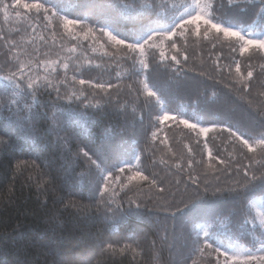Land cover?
Wrapping results in <instances>:
<instances>
[{
    "label": "trees",
    "instance_id": "1",
    "mask_svg": "<svg viewBox=\"0 0 264 264\" xmlns=\"http://www.w3.org/2000/svg\"><path fill=\"white\" fill-rule=\"evenodd\" d=\"M4 2L11 4L13 0ZM24 2L44 3L50 11L47 20L43 12L39 19L35 13L30 19H22L9 9L6 20L0 10V32L16 43V56L27 62L26 53L39 47L41 53H52L42 55V60L55 61L58 54L68 60L69 80L79 68L78 79L94 82L111 79L112 83H119L120 88L112 92L111 100L107 97L101 100L103 93L96 95L92 102L96 104L99 100V105L88 109L83 117L70 114V110H79L78 103L57 102L56 118L60 122L68 121L69 127L54 131L49 130L53 125L54 91L49 97L48 91L41 89L39 99L47 106L36 108L42 115L31 122L25 121L21 127L18 118L28 115L24 105L31 103L32 97L21 98L24 111L10 112L7 104L12 98L11 89L6 94L3 91L9 87V82L0 79V105H3L0 124H6L11 130L10 136L0 131L4 142L11 139L7 147L0 144V264H214V253L194 250L193 241L203 239L199 230L202 223L211 225L210 230L226 245L233 246V242H237L246 248L258 247L264 240L260 230L242 237L237 225L245 207L255 216L253 204L260 199L264 202V193L244 197L239 190L231 189L236 188V181L243 183V166L250 163L249 157L256 161L252 167L257 175L264 172V150L257 148L255 155L247 153L238 139L213 125H227L252 142L264 137V97L259 95L264 92V69L261 68L264 53L252 47L242 57L236 37H225L213 30L207 39L203 35L199 39L189 36L186 42L177 38L178 46L184 47L186 43L189 56L187 64L179 66V71L167 61L161 63L157 52L155 59L150 58V68L145 73L138 63L133 68L131 61L122 59L123 53L110 45L108 37L98 29L108 26L105 21L113 20L118 31L134 36L142 26L161 27L170 23L189 2L22 0ZM201 3L209 6L205 8L215 22L242 29H264V19L256 15L259 0H255V7L248 0H201ZM52 12L58 15L53 16ZM64 15L85 23L66 34L59 19ZM49 21L56 25L55 33L45 28ZM18 27L21 28L19 33L16 32ZM90 27H94V31H88ZM70 48L76 51L69 52ZM7 51L4 41L0 40V67H4L5 72ZM105 52L115 53V56L109 58ZM218 55L221 67H231V73L216 72L214 62ZM87 59L94 63L89 65ZM234 59L240 60L244 75L249 65L254 69L252 89L247 96L238 87ZM134 72L140 75H133ZM145 76L157 91V97L139 94L143 92ZM63 78L61 69L54 80ZM129 83L133 84L132 90L127 87ZM84 87L92 98L94 90ZM68 90H72L71 86ZM165 108L208 125L209 131L193 132L180 123V119L161 124L158 117ZM43 113H47V117ZM29 137H34L35 143ZM64 137L71 139L66 141ZM85 144L99 150L104 170L113 173L112 180L119 193L117 203H122L123 214L116 212L106 216L102 205L93 206L96 201L89 198L93 177L82 176L87 172V163L83 158L73 161V154ZM133 160L137 162L135 171L147 176V182L139 178L127 182L130 173L118 171L123 162ZM221 160L228 167L222 165ZM190 174L199 177V196L192 195L191 187L185 193ZM116 176L121 178L119 182ZM153 179L158 186L150 192ZM205 181L209 185L206 194L203 192ZM122 183H128V187L122 189ZM216 187L222 191L214 194L212 189ZM159 188L168 191L154 194ZM129 197L137 198L140 204L138 209L132 205L131 213L127 211ZM181 200L184 202L180 203ZM175 210L179 211L174 216ZM109 232L111 237L107 242L113 243L114 248H106L101 253L103 245L98 242L107 238ZM228 232L233 233L231 240L224 235Z\"/></svg>",
    "mask_w": 264,
    "mask_h": 264
},
{
    "label": "snow or ice",
    "instance_id": "2",
    "mask_svg": "<svg viewBox=\"0 0 264 264\" xmlns=\"http://www.w3.org/2000/svg\"><path fill=\"white\" fill-rule=\"evenodd\" d=\"M249 4H252L255 7V0H248ZM259 9L256 11V15L261 16L264 19V0H259ZM124 7H128L124 5ZM209 7L208 5H202L201 0H191L189 8L185 11L184 14L174 17L171 23L166 28L154 27L151 24L142 26L134 36H128L122 34L118 31L113 25L115 21L107 20L105 24L108 26H102L98 29L99 32L108 37V42L110 45L114 46L118 52L123 53L122 59L126 61H131L132 67L135 68L137 63L140 68L146 73L150 68V58L155 59L156 53L159 52V59L161 63L165 61L171 63L173 67L177 68L179 71V66L182 64L186 65L189 56L186 54V43L184 47L178 46L177 38H183L186 42L189 36L199 39L201 35L207 39L210 33L215 30L217 33H223L225 37L231 36L236 37L240 42L239 53L243 57L245 53L249 51L250 48L255 47L259 52L264 53V31L260 32L259 35L253 39L251 34L247 37L242 30H237L234 26H222L221 23L214 22V17L209 13L204 12V8ZM9 9H11L17 18L30 19L35 13L36 18L39 19V14L44 13V19H48L49 9L45 6L44 3H22V0H13L11 4L0 0V10L4 13V18L7 20L9 17ZM23 9L24 11H20ZM51 15L57 16L58 13L52 12ZM60 21H62V26L66 30V34L71 33L73 29L79 26H83L85 21L75 18L70 19L67 15L59 16ZM111 27V30H110ZM46 29H50L53 33L56 31V25H53L51 21L45 25ZM27 30L26 28L24 29ZM21 28H17L16 32L19 33ZM88 31H94V27H90ZM43 40L44 38L41 37ZM0 40L4 41V46L8 49L5 53L4 64L7 71L5 72L4 67H0V79L9 82V87H6L3 91L8 93L9 88L11 89L12 98L7 104L8 110L11 112L15 110L16 113L24 111V108L28 109V115L18 118V123L23 127L25 121L31 122L39 118L42 113L36 111V108L46 107V102H43L39 99L41 94V89L48 91L49 97H51L52 91L56 94V101L53 102V111L51 119L53 121L52 128L49 130L62 131L69 127L68 121L60 122L57 120V112L59 109L55 107V104L61 100L69 101L70 103H78L80 105L79 110H70V114L83 117L87 113L88 109L95 108L99 105L100 101L98 100L96 104H93L92 100L95 99V96L103 93L104 96L101 97L103 100L107 97L108 100L113 99L112 92L120 88L119 83H112L111 79L102 82H94L92 80L78 79L80 75L79 68L76 69L75 73L71 76V79L68 78L69 63L66 58L61 55H57L55 61L52 60H42L40 57L51 55V51L41 53L40 48L36 47L31 51L26 53L28 57L27 62L20 59L15 55L16 53V43L7 38V36L0 32ZM45 46L47 42L45 41ZM69 52H75V48L68 49ZM95 51V49H93ZM233 52L236 51L235 48L232 49ZM105 55L109 58L115 56V53L105 52ZM221 57L218 55L217 60L214 62L215 70L217 73L221 71H227L231 73V67L223 69L219 63ZM89 65L93 64L92 59H87L86 61ZM235 71L238 80V87L243 93L247 96L252 89V81L254 78V69L251 65L248 66L247 74L244 75L241 71V62L238 59H234ZM97 67L100 65L97 64ZM261 68L264 69V65H261ZM64 71V78L60 80H54L56 76L59 75L60 70ZM41 70L43 74H41ZM133 75L139 76L140 73L134 72ZM119 76V73H117ZM211 79V77H209ZM77 84L80 86L77 88ZM143 92L139 93L140 95H145L147 98L157 97V91L149 85V82L145 76L142 81ZM69 86H71V91H69ZM94 90V95L90 98L85 91V87ZM127 87L132 90L133 84L129 83ZM62 88L64 91H62ZM261 97H264V92L259 94ZM28 96L32 97L31 103H26L24 108L21 107V98H27ZM19 97V98H18ZM3 105H0L2 108ZM47 117V113H43ZM159 122L163 124L165 121L176 119V117L170 116L167 112H164L163 115L158 117ZM180 123L186 125L193 131L199 127V133L205 134L209 131L206 127H201L197 124H189L188 120L180 119ZM220 127L221 130L227 131L230 134V137H235L238 139L244 148L247 149V153L255 155L257 148L264 150V137L259 138L252 142L250 139H247L242 134H238L231 127L227 125H213V128ZM0 131L4 135L10 136V129L6 124H0ZM25 131H28L27 129ZM75 131V130H73ZM80 135L79 132L75 133ZM33 139L34 137H29ZM83 139V137H81ZM153 140L156 139V133H152ZM66 141L70 140L71 137H64ZM0 144H5V147L11 144V139L7 142H4L3 136H0ZM71 151V149H69ZM81 158L87 163V172L82 173V176L87 174L92 176L91 181L92 195L90 199L96 201L93 205L95 207H100L101 205L106 210L105 215L108 214L115 215L116 212L122 211V203H117V197L119 193L116 191V183L113 182L112 172H107L104 174V161L100 156L99 150H93L87 144L83 147H78L77 151L73 154V161H78ZM250 163L246 166H243V183L236 181V188L231 189L232 191L239 190L243 193L244 197L253 195L254 193L260 192L264 193V172L257 175L256 171L253 169L252 165L256 162L254 159L249 157ZM220 163L228 167L225 161L221 160ZM211 167V165H209ZM238 165V171H239ZM127 165L121 167L118 171L123 173ZM46 175V174H45ZM139 178L142 181L147 182L149 178L143 175L142 172L136 171L132 175L127 177V182H132ZM54 179V178H53ZM120 177L116 176V182L120 181ZM190 184H186L185 193L188 192V188L193 189L192 195L199 196L200 192V181L198 176H192L191 174L188 177ZM217 181H219V176H217ZM180 181L177 180L176 184L179 185ZM121 188L128 187V183H122ZM158 186L157 180L153 179L150 182L149 191L156 189ZM130 190V189H129ZM209 190V185L207 181L204 183L203 192L206 194ZM168 190L165 188H159L158 193L154 194H164ZM213 193H218L222 191L220 187L212 189ZM184 201L181 200L180 203ZM129 208L127 211L131 213L134 209L131 207L135 205V208L138 209L140 204L138 203L137 198L129 197L128 200ZM113 205H116L113 208ZM171 207V205H168ZM179 210L174 211V216L178 214ZM260 220L259 225H257L256 217L248 211L247 207L244 208V215L240 223L237 225L238 234L242 237L249 234L255 233L257 230H260L261 235L264 236V211L259 213ZM211 225L208 229L204 230L202 242L198 238L193 241L195 252L203 253L204 251H209L215 254L214 264H264V240H262L258 247L255 245L252 248L244 249L243 247H233L226 245L221 237L217 235L214 231H211ZM228 240L232 239L233 233L228 232L224 234ZM111 237L109 232L108 237L101 239L98 243L103 245L101 247V253L104 250L114 248V244L107 242ZM123 250V249H122ZM135 251V249H133Z\"/></svg>",
    "mask_w": 264,
    "mask_h": 264
},
{
    "label": "rangeland",
    "instance_id": "3",
    "mask_svg": "<svg viewBox=\"0 0 264 264\" xmlns=\"http://www.w3.org/2000/svg\"><path fill=\"white\" fill-rule=\"evenodd\" d=\"M185 1H186V2H189V3H188V4H187V5H186V6H185V7H184V8L178 13V15H177L176 17H178V16L184 14L185 11L189 8V5H190V3H191V0H185ZM204 12H205L206 14H209L206 8H204ZM214 22H215V21H214ZM170 23H171V22H170ZM170 23L165 24L164 26H161V27H158V28H161V29L166 28ZM216 23H220V22H216ZM221 24H222V26H226V25H224L223 23H221ZM235 28H236L237 30H242L246 37H247L249 34H251V38H253V39H255V38L259 35L260 32L264 31V29H262V30H256V29H254L253 27L248 28V29H242V28H240V27H235ZM166 110H167L166 108H165V109H162L161 112H160L161 115H163L164 112H167L170 116L176 117V119H186V120H188L189 124H197V125H199V126H201V127H206V128H207V126H208V125H205V124H202V123H199V122H195V121H193V120H191V119L189 120L188 118H186V117L184 116V114L177 113V115H176L175 113L168 112V111H166ZM161 115H159V116H161ZM198 131H199V127H198L195 131H193V132H198ZM135 159H136V158H135ZM124 165H127V168H126L125 170H127V172H129L130 175H132L133 173L136 172V171H135V168H137V162H136L135 160H133V162L125 161V162H123L120 166L123 167ZM105 172H106L105 174H107V171H105ZM260 200H261V199H260ZM260 200H256L255 203L253 204L254 207H255V213H256V214H255V217H256V222H257L258 225H259V220H260V215H259V213L262 212V211H264V202H261ZM262 200L264 201V198H262ZM207 225H208V224H204V223L201 224V226L199 227V230H200L201 233H204V230L209 228ZM259 244H260V243H259ZM259 244H258V246H259ZM232 245H233L234 247H243L244 249H248V248H246L244 245H242V244H240V243H237V242H233Z\"/></svg>",
    "mask_w": 264,
    "mask_h": 264
}]
</instances>
